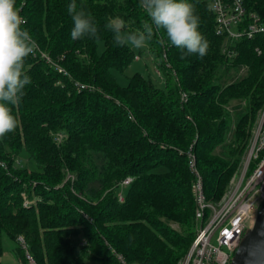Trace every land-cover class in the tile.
<instances>
[{
    "label": "trees",
    "instance_id": "trees-1",
    "mask_svg": "<svg viewBox=\"0 0 264 264\" xmlns=\"http://www.w3.org/2000/svg\"><path fill=\"white\" fill-rule=\"evenodd\" d=\"M72 2L16 0L38 48L25 60L32 82L13 108L18 126L0 137V258L10 241L22 264L27 253L36 264H123L119 256L178 264L200 227L190 155L208 200H219L264 110V34L241 40L230 58L209 2L189 0L206 54L182 57L154 34L149 51L166 87L139 72L122 84L115 71L136 53L115 45L104 25L120 18L124 31L142 30L140 0H75L98 25V38L79 40L71 38ZM245 3L264 20V0ZM244 67L245 76L223 83ZM236 100L245 109L229 140ZM22 156L34 166L20 165Z\"/></svg>",
    "mask_w": 264,
    "mask_h": 264
},
{
    "label": "built area",
    "instance_id": "built-area-1",
    "mask_svg": "<svg viewBox=\"0 0 264 264\" xmlns=\"http://www.w3.org/2000/svg\"><path fill=\"white\" fill-rule=\"evenodd\" d=\"M207 1L215 15L216 34L224 38L223 52L230 58L238 54L237 45L241 40L264 34L262 16L250 10L245 0ZM43 56L52 63L46 53ZM190 157V167L195 175L196 218L200 227L178 264H231L245 232L253 227L258 209L264 202V110L252 129L246 153L219 200H208L195 156L191 154ZM131 180L127 178L123 185L127 186ZM123 199L124 194L120 192V200ZM27 258L29 264H36L29 253ZM119 258L127 264L122 256Z\"/></svg>",
    "mask_w": 264,
    "mask_h": 264
},
{
    "label": "clouds",
    "instance_id": "clouds-1",
    "mask_svg": "<svg viewBox=\"0 0 264 264\" xmlns=\"http://www.w3.org/2000/svg\"><path fill=\"white\" fill-rule=\"evenodd\" d=\"M140 7L148 20L142 30L124 31L125 22L120 18L104 25L113 34L115 45L143 49L154 34L162 33L158 43L165 45L166 37L170 45L181 50L182 57L206 54L208 42L199 31L200 17L189 0H140ZM67 11L73 22L72 40L98 38V25L90 12L82 7L78 9L75 0ZM26 23L16 7V0H0V137L17 128L13 108L20 104L26 86L32 82L25 71V60L35 54L38 44L30 32L22 28Z\"/></svg>",
    "mask_w": 264,
    "mask_h": 264
},
{
    "label": "rangeland",
    "instance_id": "rangeland-1",
    "mask_svg": "<svg viewBox=\"0 0 264 264\" xmlns=\"http://www.w3.org/2000/svg\"><path fill=\"white\" fill-rule=\"evenodd\" d=\"M137 58L135 57V60L131 63V65L124 71L119 72L115 71L117 78L120 83L127 84L129 79L137 72L141 73L146 78L152 79L157 85L161 87H166V82L164 80V77L159 71L157 70L155 66V62L152 58V55L150 54V44L147 42V45L143 49H135L132 48ZM248 70L247 68H241L239 71L236 70H230L229 73L225 76L223 83L227 84L229 82H232L235 79H239L247 74ZM245 105L242 100H236L233 102V104L230 106L232 119H233V128L229 135V140L232 139L233 133H234V126L236 123V120L238 119L239 115L244 111ZM252 134V133H251ZM250 140V138H249ZM217 152L221 154H225L226 148L225 146L219 147ZM20 165L22 166H34L33 162H31L29 159H27L26 156L21 157ZM99 163L103 164V158L100 156ZM163 170V169H160ZM128 191L127 186H123L122 192L126 194ZM200 225V222H199ZM215 242V239H214ZM14 244L10 241L6 242V251L0 258L1 264H22L19 255L14 251Z\"/></svg>",
    "mask_w": 264,
    "mask_h": 264
},
{
    "label": "water",
    "instance_id": "water-1",
    "mask_svg": "<svg viewBox=\"0 0 264 264\" xmlns=\"http://www.w3.org/2000/svg\"><path fill=\"white\" fill-rule=\"evenodd\" d=\"M231 264H264V202L258 209L253 227L245 232Z\"/></svg>",
    "mask_w": 264,
    "mask_h": 264
}]
</instances>
